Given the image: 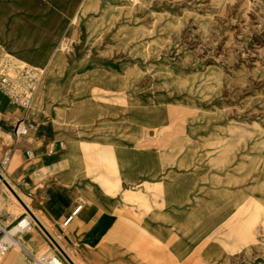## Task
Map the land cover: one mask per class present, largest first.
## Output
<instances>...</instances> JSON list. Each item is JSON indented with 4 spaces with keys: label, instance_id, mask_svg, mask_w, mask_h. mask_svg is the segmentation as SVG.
Returning a JSON list of instances; mask_svg holds the SVG:
<instances>
[{
    "label": "crops",
    "instance_id": "1",
    "mask_svg": "<svg viewBox=\"0 0 264 264\" xmlns=\"http://www.w3.org/2000/svg\"><path fill=\"white\" fill-rule=\"evenodd\" d=\"M66 31L76 47L79 36L93 34L82 24ZM65 61L69 74L74 72L70 67L84 64L82 59ZM84 62L90 71L98 67L93 58ZM48 77L31 113L0 90V167L15 189L64 231L68 247L86 264L124 263L131 258L128 253L148 264L160 256L187 258L196 248H189L195 231L209 233L211 218L232 202L224 195L228 185L233 194L236 190L231 171H219L212 164L216 155L190 145L194 140L186 132L194 125L180 129L173 107H158L162 115L148 117L144 97L129 86L118 92L116 82L124 76L99 82L90 75L87 87L71 75ZM57 87L59 96L54 95ZM24 116L29 131L16 137V120ZM157 126H162L159 131ZM79 204L80 211L64 225ZM35 231L23 241L27 251L13 257L9 250L0 264H33L34 254L45 247L32 252L28 245L47 241ZM204 236L199 244L208 242Z\"/></svg>",
    "mask_w": 264,
    "mask_h": 264
},
{
    "label": "rangeland",
    "instance_id": "2",
    "mask_svg": "<svg viewBox=\"0 0 264 264\" xmlns=\"http://www.w3.org/2000/svg\"><path fill=\"white\" fill-rule=\"evenodd\" d=\"M99 5L81 21L83 30L93 31L78 37L81 50L78 45L75 50L69 35L64 42L65 59H82L84 63L82 67H68L76 72L73 80L90 86V64L85 65L84 59L93 58L98 69L109 71L108 81L124 76L116 82L118 92L128 91L129 86L144 97L148 117H160L158 107H173L180 129L193 124L194 130H188L186 138L193 137L190 145L195 149L205 148L216 155L217 163L212 164L219 171H231L235 160L241 164V160L248 163L258 158L264 164V0H103ZM99 78L105 79L103 75ZM36 100L30 113L36 108ZM160 127L154 129L159 131ZM253 175L237 185L246 199L242 209L226 212L231 213L222 233L225 247L212 238V243H202L205 248L209 243L219 246L225 258L218 260L211 256L213 253L209 256L199 244L187 258L175 260L176 264H264V205L259 200L254 202L262 192L260 187L253 188ZM258 176L264 179V165ZM1 193L9 192L0 184ZM224 195L233 197L231 185ZM10 197L7 206H0V218L8 228L26 214L22 208L16 213V202ZM46 223L78 264H86L68 247L64 231ZM35 230L47 241L29 244L32 252L51 244L37 225L29 233L36 234ZM52 249L65 259L57 248ZM128 254L131 258L118 264H134L133 259L148 264Z\"/></svg>",
    "mask_w": 264,
    "mask_h": 264
},
{
    "label": "bare ground",
    "instance_id": "3",
    "mask_svg": "<svg viewBox=\"0 0 264 264\" xmlns=\"http://www.w3.org/2000/svg\"><path fill=\"white\" fill-rule=\"evenodd\" d=\"M102 1L103 0H0V52L6 53L19 65H27L43 73V77L33 99L34 101L37 98L36 104L42 99L44 93L43 91L45 88H47V85H49V75L52 74L59 77L75 75L76 72L69 74L64 68L66 64L64 42L68 37L66 28L68 30L72 26H79L84 15L89 12L96 11L100 6L99 3ZM113 1L116 2L119 0ZM80 47L81 45H79V48ZM75 50L77 51L78 47H76ZM90 75L93 80H96L95 78H99L101 75H103V79L105 78L104 80H107L109 71L97 68L94 71H91ZM99 80L101 82V78H99ZM58 87L55 89V96H59V92L61 91V88L58 89ZM67 87L65 88L66 90ZM33 103L34 102H32V104ZM259 160L260 159L258 158H252V161L248 163H242L243 161L241 160V164H237L239 160L234 161L236 165L233 166V169L231 170L230 182L236 186V190H234L235 193L233 194L231 200L232 202L226 206L224 213H222L220 216L219 214H216V216L214 215L211 218L209 223V233L208 231L206 232V230L205 233L202 234L198 230L195 231L193 237L194 244H189L190 249L194 248L196 245H199L197 241H199L204 235V237L211 241V243L212 239H215L213 242H218L222 248L223 245L225 247L227 242L224 234L222 233L225 232L223 229L227 228V216L231 213L229 212L226 215V212L228 210L236 212L237 209H242L243 204L246 203V199L243 189L237 185H243V183H246L248 177L253 174V176L256 178L253 188L260 187V191L262 192L260 196L261 198L258 199L255 196V201H253L258 202L257 200H259L258 203H261L262 206L264 205V179L263 176H258V173L264 164L259 163ZM0 173L2 174V178L0 177V184L5 186L9 192L0 194L1 208L3 206H7L8 199L11 198V195L16 202V213L18 210H20V208L26 211V214L18 220L17 226H11L8 228L0 220V223L6 229L3 240L9 243V254L15 257L19 255L20 252L27 251L28 248L25 246L23 241L26 240V236L30 234L29 232L34 225L40 226L34 216L28 211L26 206L32 210L34 215L42 222L47 230L54 236L59 245L64 249L61 240L53 233L52 230L49 229L48 224L46 223L48 219L36 211L30 201L24 196L25 194L15 189V187L10 182L5 170L1 167ZM3 178L7 180V182H9L16 190L26 206H24L19 198L10 190ZM45 234L47 233L45 232ZM48 238L51 242L49 246L51 248L52 246L57 248L58 252H60L65 257V259L63 257L60 259L61 257L58 255L57 251L52 249L53 251L51 255L53 256L54 262H56V264H65L67 261L69 264H71L62 251L58 248V246L52 241V239L49 236ZM211 243H209L206 248L204 247V244H202L203 251L208 253V255L213 253V255H211L212 257L218 260H223L225 258L224 251L221 250L219 246L216 247L211 245ZM66 253L75 264H78V262L69 252L66 251ZM34 255L38 256L39 254ZM179 258H176V261ZM192 259H194V257ZM190 262L191 261L188 263L186 262L185 264H189ZM152 264H176V262L172 258L160 256L156 257V259H153Z\"/></svg>",
    "mask_w": 264,
    "mask_h": 264
},
{
    "label": "built area",
    "instance_id": "4",
    "mask_svg": "<svg viewBox=\"0 0 264 264\" xmlns=\"http://www.w3.org/2000/svg\"><path fill=\"white\" fill-rule=\"evenodd\" d=\"M42 76L43 73L39 70L27 65H19L6 53L0 52V90L14 104L22 107L25 112L30 110ZM29 128L30 125L25 116L18 118L15 123L14 134L16 137H20L27 134ZM81 208L82 204L76 206L64 220L63 224H68ZM17 225L18 222L14 226ZM5 232V227L0 223V257L4 256L9 248V243L3 240ZM52 251L49 248L41 250L38 256L34 255L33 264H56L51 255Z\"/></svg>",
    "mask_w": 264,
    "mask_h": 264
},
{
    "label": "water",
    "instance_id": "5",
    "mask_svg": "<svg viewBox=\"0 0 264 264\" xmlns=\"http://www.w3.org/2000/svg\"><path fill=\"white\" fill-rule=\"evenodd\" d=\"M0 177L2 178V174L0 173ZM4 179V178H3ZM4 182L8 185L10 190L19 198V200L25 205L19 194L16 192V190L11 186L7 180L4 179ZM26 208L28 211L34 216V218L37 220L41 228L47 233V235L52 239V241L58 246V248L62 251V253L66 256V258L70 261L71 264H75L74 261L69 257V255L66 253V251L59 245V243L55 240L54 236L47 230V228L42 224V222L34 215L31 209H29L27 206Z\"/></svg>",
    "mask_w": 264,
    "mask_h": 264
}]
</instances>
